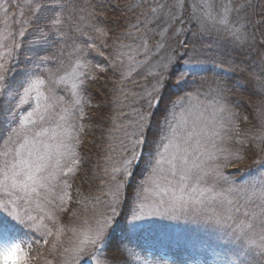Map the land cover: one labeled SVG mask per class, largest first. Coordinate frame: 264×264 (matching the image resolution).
Returning <instances> with one entry per match:
<instances>
[{
	"label": "trees",
	"instance_id": "16d2710c",
	"mask_svg": "<svg viewBox=\"0 0 264 264\" xmlns=\"http://www.w3.org/2000/svg\"><path fill=\"white\" fill-rule=\"evenodd\" d=\"M155 2L156 0H0V50L8 51L3 60H0L4 64V70H0L4 75V80L0 81V153L5 151L11 129L18 125L19 118L29 107L20 106L11 115L7 108L13 107L16 98L11 97L9 100L7 95L12 93L16 97L22 84L30 78L40 76L45 80V85L41 86L43 95H50L48 89L51 88L54 95L62 97L63 101L45 114L43 122H37L35 130L55 129V113L60 112L62 107L69 106L74 99L72 73L80 55L75 49L80 48L84 62L99 65L105 71L97 72L98 80L90 83L84 93L87 104L84 106L83 118L76 119L79 113L75 108L69 118L70 124L85 125L84 132L79 133L82 143L77 147L83 164L70 191L73 192L74 201L88 197L91 201L90 208L95 206L97 210L105 211L107 197L103 193L108 190L109 179L105 175V168L110 169L119 161L123 152L121 141L128 144L125 132H131L139 114L148 110L144 97L155 83L152 74L160 71V65L172 56L175 61L169 66L167 73L169 88L164 93L163 102L151 110L155 131L158 133L155 144L159 146V150H163V144L167 141L161 137L169 134L170 122L177 130L178 140H182L189 132L199 134L189 141L191 152L192 146L202 137L199 124H213L212 115L203 116L198 104L210 103L213 109L223 106L225 111L219 114L215 126L219 128L221 119H226L230 111L235 114L240 136L229 140L223 138V131L222 138L214 136L217 149L224 150L217 151L215 160L208 159L209 154L202 147L204 141L199 140L201 149L192 153L190 159L203 152L207 157L199 158L206 161V165H224L227 152L239 150L245 155V160L223 166V174L234 187L255 183L260 188L261 182H264V165L254 164L253 161L264 156L257 147L261 142L255 139L264 133V46L254 48L248 44L241 45L226 31H218L211 25L207 30H202L200 21L203 19V3L201 0H183V8L179 10L183 24L177 21L169 29L168 35L171 36L177 27L183 31L179 36L164 41L165 47L157 48L156 45L161 42L158 33L167 25L157 27L153 23L145 28L142 15L147 6L154 5ZM159 2L174 5L176 0ZM240 2L241 0H231V6L235 7ZM255 2L259 6L261 0ZM224 5L226 6L225 2ZM58 12L64 19L59 31L50 25V20ZM231 18L236 19L235 12ZM90 23L107 27L108 37L103 42L88 39L89 36H96L88 27ZM133 24L141 31L132 28ZM77 28L81 31H77ZM152 28L155 31L149 32L148 29ZM249 30L255 31L251 26ZM21 31L23 35H20ZM145 32L147 36H144ZM5 35L8 36L7 40L3 39ZM142 37H150L147 47L143 46ZM257 37L259 39V33ZM121 42L130 47L121 48L124 55L117 60L116 51ZM91 43H95V49L86 47ZM50 74L53 80L64 77L65 82L52 84L49 81ZM181 74L184 79L178 83ZM178 98H183L182 103H176ZM38 103H45L43 97ZM212 128L214 131L213 126ZM56 131L59 133L60 130ZM50 135L51 132L48 136ZM48 136L41 139L54 145L55 140ZM238 140H243L244 143H238ZM15 146L18 145L13 147ZM8 158L11 159V156ZM150 172L147 163H142L137 168L126 188L118 215L112 219L108 228L102 251L114 264H141L148 256V249L154 250L149 264H264V258L255 256L243 241H238L234 235L229 234L231 229L218 225L214 219H207L205 214L191 209L186 211L189 217L185 216L182 222L167 217L159 223L138 227L131 225L133 213L140 202L136 195L138 189L141 196L147 197L144 200L147 206L151 202H158L157 190L147 185L151 190L145 192L141 186L142 181H147ZM221 187L226 188L227 184L221 181L218 190ZM75 189H79V193ZM95 197H100L99 203ZM69 206L72 207L71 204ZM75 207L80 209L82 205L76 204ZM3 217L15 225V230L10 235L26 251L28 244L41 239L31 228L12 220L7 212L0 209V218ZM61 223L68 227L78 226V222L74 225L68 216H61ZM0 238L4 239L3 233H0ZM173 239L178 240V249L167 244L175 241ZM62 240L67 248L77 242L76 235L71 231H66ZM161 245L165 249V255L170 258L169 262L161 261L158 249ZM50 247L42 242L33 243V264H44L45 259L51 260L52 264H60L63 257L58 254L59 250L49 253ZM82 264H94V261H84Z\"/></svg>",
	"mask_w": 264,
	"mask_h": 264
},
{
	"label": "snow or ice",
	"instance_id": "6c2138e0",
	"mask_svg": "<svg viewBox=\"0 0 264 264\" xmlns=\"http://www.w3.org/2000/svg\"><path fill=\"white\" fill-rule=\"evenodd\" d=\"M138 6L143 7V5ZM182 8L183 0H176L174 5H167L156 0L154 5H148L146 11L142 12L145 28L153 23H156L157 27L161 24L167 25L158 33L161 42L156 45L157 48L165 47L164 41L179 36L183 31L177 27L172 31L171 36L168 35L169 29L177 21L183 24L179 16V10ZM233 12L236 13L235 20L231 19ZM202 17L200 21L202 30H207L211 25L218 31H226L241 45L248 44L254 48L264 46V0H261L259 6L255 0H241L235 7L231 6V0H229V5L224 6L219 14H213L212 6L206 2ZM63 24L64 19L59 12L50 20L51 27L57 31ZM249 26L255 31H250ZM88 27L96 33L95 37H88L90 41L103 42L108 37L109 30L106 26L90 23ZM131 27L141 31L136 24ZM77 31L81 29L77 28ZM148 31L154 32L155 29H148ZM257 33H259V39ZM20 35H23V31ZM144 36H147V32ZM3 39L7 40L8 36H3ZM141 39L143 46L147 47L150 37ZM86 47L95 49L96 45L91 43ZM127 47L130 46L120 43L116 51L117 60L124 55L120 49ZM75 51L80 55L76 59L72 73L74 99L69 106L62 107L60 112L55 113L57 116L55 129L41 128L36 131L35 126L37 122H43L45 114L50 113L63 101V98L55 96L51 88L48 89L50 95L44 96L41 86L45 85V80L40 76L30 78L21 85L23 91L22 94H18L17 108L29 104L34 98L33 93L38 101L43 97L45 103H37L32 111L19 118L18 125L11 129L7 137L5 151L0 153V157H3L0 159V209L7 212L12 220L26 225L39 235L41 239L33 243L42 242L44 245H50L49 253L59 250L58 254L63 257L60 264H82L84 261H94V264H114V261L102 251L106 234L112 219L118 215L129 181L134 177L137 168L142 163H147L151 172L147 181L141 182L143 191L155 189L168 198L162 197L149 209L144 203L147 197L141 196V191L138 189L136 195L140 202L133 213L134 220L141 219L147 211L159 212L161 208L169 212L191 209L205 214L207 219H214L216 224L231 229L230 235H234L238 241H243L247 249L251 250L255 256L264 258V182H261L260 188H257L255 183L239 188L234 187L221 170L228 164L243 162L245 155L239 150L227 152L224 165L208 166L206 161L200 160L199 156L190 161L189 157L192 153L200 151L201 146L197 140L196 145L192 146L189 152V141L199 134L189 132L182 140H178L177 130L170 122H168L169 134L161 137L162 140L167 141L163 144V150H159V146L155 144L158 133L155 131L156 126L153 124L151 110L163 102L164 93L169 88L167 73L169 66L175 61L172 56L166 58L160 65V71L152 74L155 83L144 97L148 110L139 114L131 132H125L128 144L121 141L123 152L119 161L115 162L110 169L105 168V175L109 177L108 190L103 193L107 197L105 211H99L95 206L90 208L91 201L88 197L74 201L73 192L70 190L73 189V181L78 178L77 174L81 171L83 164L77 147L82 143L79 133L84 132L85 125L70 124L69 118L72 117L73 108L79 113L76 119L83 118L84 106L87 104L84 93L90 83L98 80L97 72L105 71L99 65L84 62L83 51L80 48ZM10 53L11 50H9ZM3 58L0 54V60ZM0 70H4L3 63H0ZM183 79L184 76L181 74L178 83ZM3 80L4 75L0 71V81ZM49 81L52 84L65 82L64 77L53 80L52 74L49 75ZM182 101L183 98H178L176 103L179 104ZM220 111H225L223 106ZM56 129L60 130L59 133ZM219 129L213 132V136L222 138L221 131H223V138L229 140L240 136L235 114L230 111L226 119H221ZM49 132H51L50 136H48ZM45 136L55 140V144L45 143L41 139ZM255 139L261 142L257 147L264 153V133L256 136ZM237 142L244 143L243 140ZM14 145L18 146L13 147ZM212 147L216 148L215 143ZM217 151L224 150L217 149ZM9 156L11 159L8 158ZM208 159L215 160V154H210ZM253 163L264 165V156ZM221 181L227 184V187H221L218 190ZM147 185H151V189ZM75 191L79 193V189ZM168 193L172 194L168 195ZM95 200L99 203L100 197H95ZM70 204L72 207L69 206ZM76 204L82 205V208L77 209ZM61 216L70 217L74 225L78 222V226L68 227L62 224ZM14 230V224L5 217L0 218V233L4 234L3 242L0 243V264H33V243L28 244L26 251L11 237L10 234ZM66 231L76 235L77 242L71 248L63 245L62 237ZM36 251L39 253V249ZM44 264H52V261L45 259Z\"/></svg>",
	"mask_w": 264,
	"mask_h": 264
},
{
	"label": "rangeland",
	"instance_id": "374dc122",
	"mask_svg": "<svg viewBox=\"0 0 264 264\" xmlns=\"http://www.w3.org/2000/svg\"><path fill=\"white\" fill-rule=\"evenodd\" d=\"M206 2L209 5L212 6L213 14H219V13H221L223 11V8L225 6L224 5V2H225L226 5H229V0H201V3H203V5ZM231 19H233V18H231ZM7 53H8V51H1L0 50V54H2L3 57ZM199 90H201V89H199ZM22 91L23 90L21 89V90H19L18 93L19 94H22ZM0 93H1V89H0ZM7 96H8V99L9 100L11 99V97L12 98H16V101L13 104V107H9L8 106V108H7V109L10 110V114L12 115V114H14V111H18V109H19L16 106L17 103H18V95L16 97H14L12 95V93H9ZM33 97L34 98L30 100L29 104L21 105V106H27V105L29 106L28 109L25 110L24 115H26L27 112L32 111L33 108H35L37 106V103L40 101V99L38 101L35 98V93H33ZM198 105L202 108V111H201L202 113L201 114L203 116L208 117V116H211L212 115L211 117L213 118V124L211 123L212 125H210V123H207V124L206 123L205 124H199V127H198L199 128V133L202 136L201 139H199V140H203L204 141L202 147H203V149L209 155L210 154H215V156H216V154H217V145H216L215 137L213 136V132L220 130L217 126H215L217 124L218 120H219V114L221 113L220 108L217 107V108H214L213 109L211 107L210 103H207L205 105H203V104H198ZM212 126L214 127V131H213ZM213 143H215L216 148H213L212 147ZM197 156L207 157L203 152H201ZM189 160H191L190 157H189ZM204 186L206 187L207 185H204ZM171 194L172 193H168V195H171ZM177 194H179V193H177ZM156 195H157L156 198H157V201L158 202H159V200L162 197L164 199H167L168 198L167 196H163V194L162 193H159L158 191H156ZM157 201H155V202H157ZM151 203L152 204L151 205L149 204L150 206H148L149 209H151L153 207V205L156 204L154 202H151ZM171 216H173V218ZM185 216H188L189 217V214L186 211L169 212V211H165L163 208H161L159 212H156V211H147L145 214H143L142 218L139 219V220H134L132 218L131 221H130V223H131V225H134V226H137V227L138 226H145V225H148V224H152L154 222H158V223L159 222H163L164 219L167 218V217H169V218H171L173 220L178 219L179 221L181 220V222H182V220L185 218ZM173 240H175V241H172L171 243L169 242L167 244H169V245L175 247L176 249H178V246L177 245H179V244L176 242L178 240L177 239H173ZM2 242H3V239L0 238V243H2ZM158 249H159V256L161 258V261L169 262L170 261V258L165 255V253H164V250L165 249H164L163 245L159 246ZM147 253H148V256H146V259L144 261H142L141 264H149L148 262H150V260H151L150 255H152L154 253V250L148 249L147 250Z\"/></svg>",
	"mask_w": 264,
	"mask_h": 264
}]
</instances>
